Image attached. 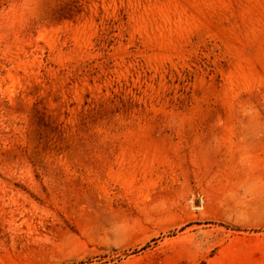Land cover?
<instances>
[{
    "label": "rangeland",
    "instance_id": "374dc122",
    "mask_svg": "<svg viewBox=\"0 0 264 264\" xmlns=\"http://www.w3.org/2000/svg\"><path fill=\"white\" fill-rule=\"evenodd\" d=\"M0 264H264V0H0Z\"/></svg>",
    "mask_w": 264,
    "mask_h": 264
}]
</instances>
